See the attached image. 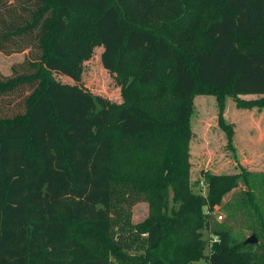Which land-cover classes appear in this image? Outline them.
Here are the masks:
<instances>
[{"label": "trees", "instance_id": "1", "mask_svg": "<svg viewBox=\"0 0 264 264\" xmlns=\"http://www.w3.org/2000/svg\"><path fill=\"white\" fill-rule=\"evenodd\" d=\"M99 47L121 102L82 83ZM28 48L0 78V264H264V171L195 192L190 158L198 90L264 109V0H0V51Z\"/></svg>", "mask_w": 264, "mask_h": 264}, {"label": "rangeland", "instance_id": "2", "mask_svg": "<svg viewBox=\"0 0 264 264\" xmlns=\"http://www.w3.org/2000/svg\"><path fill=\"white\" fill-rule=\"evenodd\" d=\"M101 49L96 48L91 59L85 61L82 78L84 86L112 101L121 102V88L116 84L113 75L104 68L101 62ZM37 53L36 50L25 49L23 52L5 54L0 51V78H8L22 73L25 66ZM29 65V64H28ZM17 70V72H14ZM59 79L70 81L67 75H57ZM69 79V80H68ZM227 96V94L225 95ZM255 95H240L242 98H252ZM193 114L191 116L193 137L190 143L191 181L200 179L198 187L193 186L195 192H207V184L202 180L205 172L216 174L238 171L240 165L253 171H264V109H247L236 106L232 97L227 98L223 111L218 106L217 94L207 93L202 89L194 95ZM234 125L233 139L236 151L228 147L225 131L220 127L222 117ZM244 188L239 186L224 197L227 202L237 201ZM217 218L224 220L227 213L219 205ZM148 215V203L138 201L133 206V220L140 222ZM220 215L222 217H220ZM221 218V219H220ZM236 228L243 233H249L243 228V210L237 212ZM252 234H247V237ZM208 250V249H207ZM250 258V255L247 257Z\"/></svg>", "mask_w": 264, "mask_h": 264}, {"label": "water", "instance_id": "3", "mask_svg": "<svg viewBox=\"0 0 264 264\" xmlns=\"http://www.w3.org/2000/svg\"><path fill=\"white\" fill-rule=\"evenodd\" d=\"M246 243H255L257 242V237L255 234H252V236L247 237V239L245 240Z\"/></svg>", "mask_w": 264, "mask_h": 264}, {"label": "clouds", "instance_id": "4", "mask_svg": "<svg viewBox=\"0 0 264 264\" xmlns=\"http://www.w3.org/2000/svg\"><path fill=\"white\" fill-rule=\"evenodd\" d=\"M212 241H213L214 243H217V244L222 243V241H221V239H220L219 236H214V237L212 238Z\"/></svg>", "mask_w": 264, "mask_h": 264}, {"label": "built area", "instance_id": "5", "mask_svg": "<svg viewBox=\"0 0 264 264\" xmlns=\"http://www.w3.org/2000/svg\"><path fill=\"white\" fill-rule=\"evenodd\" d=\"M220 217H222L221 215H220ZM221 219V218H220Z\"/></svg>", "mask_w": 264, "mask_h": 264}]
</instances>
